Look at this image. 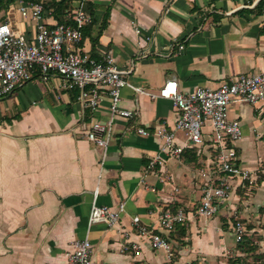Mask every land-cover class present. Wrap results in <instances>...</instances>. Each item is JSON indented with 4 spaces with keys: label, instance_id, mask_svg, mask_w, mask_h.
<instances>
[{
    "label": "crops",
    "instance_id": "obj_1",
    "mask_svg": "<svg viewBox=\"0 0 264 264\" xmlns=\"http://www.w3.org/2000/svg\"><path fill=\"white\" fill-rule=\"evenodd\" d=\"M21 1L34 2L10 4L2 22L31 40L35 24L20 17ZM80 3L95 23L84 28L76 50L97 61L110 53L123 79L135 87L156 92L173 80L187 94L264 70V0H72V11ZM104 17L108 23L99 33ZM60 83L57 77L35 78L0 98V264H66L73 243L84 238L92 245V264H225L224 258L242 255L231 230L234 220L245 224L248 234H264V110L229 105V118L240 122L238 164L248 175L227 178L228 200L218 214L202 218L196 215L203 183L198 171L213 160L210 126L203 147L186 144L179 158L164 157L162 166L145 173L160 152L152 133L176 121L171 102L122 88L120 107L135 115L114 121L104 151L85 138V130L91 121H108V90L102 88L96 110L85 113L77 91H61ZM139 128L151 135H139ZM175 135L183 145L184 134ZM92 204L114 210L123 205L119 223L88 229ZM178 209L187 219L166 233L158 217ZM137 216L167 239L171 257L151 250L147 235L132 225Z\"/></svg>",
    "mask_w": 264,
    "mask_h": 264
},
{
    "label": "built area",
    "instance_id": "obj_2",
    "mask_svg": "<svg viewBox=\"0 0 264 264\" xmlns=\"http://www.w3.org/2000/svg\"><path fill=\"white\" fill-rule=\"evenodd\" d=\"M43 2L21 1L17 7L22 19L35 24L31 40L14 32L8 22H0V97L10 95L17 86L35 78L47 82L49 78L57 77L61 82L58 89L77 91L82 110L93 113L100 103L101 89L106 88L111 100L109 119L105 124L91 121L85 130V138L104 151L112 138L114 121L135 115V112L120 107L122 88H129L137 96L150 100H169L177 118L172 127L162 126L152 133L160 140V152L149 161L145 173H153L165 159L179 158L186 144L193 148L203 147L204 129L206 125L210 126L213 160L198 171L203 183L196 215L211 218L218 214L232 191L227 178L246 179L248 175L238 164L236 143L241 138L240 122L229 118L228 107L232 102H239L257 105L264 110V70L257 74L232 76L223 80L216 89L197 87L187 94L181 93L173 80H167L156 92L144 90L123 79L124 72L115 65L110 53H105L97 61L76 50L83 40V29L92 22L82 3L71 12L70 24H57L50 12L44 9ZM47 16L53 20L50 25L45 21ZM67 46L71 49H66ZM178 49L181 51L183 46ZM177 132L185 136L183 145L176 144ZM137 133L145 137L151 135L142 128L137 129ZM103 163L104 160L100 168ZM142 184L154 192V188L145 185L143 180ZM94 196H97V190ZM122 213L123 205L114 210L92 204L87 228L96 224L113 228L119 223ZM186 219L181 209L175 212L164 210L158 217V226L168 233ZM131 222L139 235H147L151 250L164 251L168 257L172 256L165 237L149 231L138 216ZM231 230L236 243L247 232L245 224L239 220L231 223ZM131 249L136 251L138 246L133 244ZM91 257L92 245L88 238H84L73 243L72 250L66 254V264H92Z\"/></svg>",
    "mask_w": 264,
    "mask_h": 264
},
{
    "label": "trees",
    "instance_id": "obj_3",
    "mask_svg": "<svg viewBox=\"0 0 264 264\" xmlns=\"http://www.w3.org/2000/svg\"><path fill=\"white\" fill-rule=\"evenodd\" d=\"M17 0H0V11L1 10H6V8L10 5L13 4ZM34 2H38L40 0H33ZM72 0H50V2L45 3L43 2L44 9L46 11L51 10L50 14L53 16L55 23L57 24H70L71 23V12H72V6H71ZM95 21L92 20V22L88 25L85 26L86 30H89L93 25ZM107 17H104L103 22L100 25V31H103V29L106 28L107 26ZM83 29L82 32L85 31ZM97 39V38H96ZM91 41L92 43V49H94L95 46V40ZM93 59V56H91ZM95 60V59H94ZM194 152V151H193ZM238 154V153H237ZM241 222V221H240ZM248 231V229H247ZM247 235V232L246 234ZM254 235V234H253ZM256 236V235H255ZM242 253H247V252H255L257 249V246L253 244V241L251 238L244 237L240 242L237 243L236 246Z\"/></svg>",
    "mask_w": 264,
    "mask_h": 264
},
{
    "label": "rangeland",
    "instance_id": "obj_4",
    "mask_svg": "<svg viewBox=\"0 0 264 264\" xmlns=\"http://www.w3.org/2000/svg\"><path fill=\"white\" fill-rule=\"evenodd\" d=\"M5 12H6L5 10L0 11V22L3 21V16H5ZM245 236L252 239L253 244L257 246L256 251L252 253L250 252L242 253L240 257L238 256L226 257L224 258L225 264H264V234L254 236L253 234L251 235L247 233V235H244V237Z\"/></svg>",
    "mask_w": 264,
    "mask_h": 264
}]
</instances>
